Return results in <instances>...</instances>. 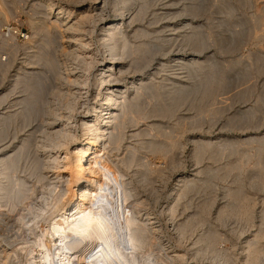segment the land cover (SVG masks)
<instances>
[{"label": "bare ground", "instance_id": "bare-ground-1", "mask_svg": "<svg viewBox=\"0 0 264 264\" xmlns=\"http://www.w3.org/2000/svg\"><path fill=\"white\" fill-rule=\"evenodd\" d=\"M173 4L171 0L163 2H158V0H64L61 4L53 3L52 0H38L30 5L31 7L39 5L42 8L40 12L35 11L39 12L38 16L33 17L34 15L30 14L29 24L33 32L38 33L43 29V33L46 35L45 41L42 42L44 44H52L51 37H48L51 34H53L52 37L57 35L58 40H56L57 38H53V40L58 43V48L54 50L56 53L53 56L49 54L46 56V54H40L34 50L36 40H27L29 46L26 47L27 50L23 51V57L18 66H16L17 64L14 66L16 68H14L11 75L13 77L10 78L8 86L16 87V84L22 81L19 94L21 93L23 98H13L15 100L8 107L11 109H3L0 112V218H2L3 225L8 224L13 220L6 214L16 213V226L20 228L22 226V229L17 227L21 231L16 228L20 232L15 231V234H10L6 241H4L5 237L0 234V264H7V262L10 264L11 258L12 260L20 258L23 264H264V243L262 244L260 241V238H263L262 231L256 232L252 240L244 241L241 252L237 253L236 251L235 253L237 245L235 242H232L231 247H222L219 243L222 241V236L214 226L210 228L207 226V229L200 226L201 222L206 219L208 210L211 209V201L210 203L209 201L200 203L193 211L194 213L179 221H174L173 214L177 206L181 205L179 199L189 188L186 187L187 189L182 190L185 187L183 186L185 180L183 181L181 176L172 188L174 191L166 194L169 196L168 198H161L153 190L149 204L153 205V208L147 207V200L138 196L137 189L132 185L131 180L125 181L126 184L121 186L125 171L119 166L117 168L111 155L124 140L126 126L137 119L144 120L150 115L163 119L171 118L174 111L173 108L163 105L159 100L153 108L144 109L145 111L132 116L135 113L134 109H139L136 107L140 104L138 99L143 94L142 87L147 86L156 92L154 80L148 77L152 75L150 69L153 68L150 67H152L154 55L163 50L164 40H161L160 43L157 42L158 44L150 42L149 39L153 35L152 32L146 30L147 26V28L137 29L134 32L143 39L140 37L141 42L133 47L127 41V28H130L137 20H145V16L149 15L150 18L147 20L149 25H155L160 19L166 20L167 26L161 27L163 28L162 32L166 33L165 36H168L165 41L176 40V36H180L181 29L178 30L177 27L179 25L187 27L189 24L175 22L171 25L170 16L174 14V11L171 13ZM195 6L193 4V6L182 7L183 9L179 10L185 11L187 14H194L197 13ZM2 18H7V11L0 12V19ZM188 34L183 36L185 47L190 46L194 51H202L206 47L205 43L208 41L204 42L196 30H192ZM138 35L136 36L138 37ZM157 37L160 39L159 35ZM50 46L52 47V45ZM15 47H17L16 44ZM58 51L64 54L65 59ZM173 55L179 56L173 58ZM173 55L165 60L167 63L162 66L164 69L167 67V70L170 71V76L167 77L170 81L166 88L168 95L172 93V90L175 92L176 88L185 84L186 79L182 81V78L179 77L180 74L185 72L187 76H183V78L190 79L189 73L197 74L198 70L202 71L206 67L204 62H194L197 60L193 59L194 55L188 53ZM11 57L8 55L7 59H11ZM1 58L0 55V85L5 78L8 79L6 76L9 75V69L13 65V60L9 67L6 64L8 60L3 63ZM32 58L35 59V64L39 60L43 63L40 64L44 71H52L50 73L54 75L52 78L54 82H51L49 92L46 91L48 88L44 84V80L41 81L43 71L41 73L40 70H32L34 68V66H30L33 63ZM127 58H129L128 61ZM36 59L38 60L36 61ZM10 62L9 60L8 63ZM190 64H194L195 69L186 72V67L189 68ZM59 69H63L65 72H60ZM137 69H144L148 75L145 73L144 75L136 74ZM215 74L209 66L201 75L202 78L199 76L200 97L205 98L212 92L214 86H211L214 78H216L215 86L220 89L223 82L221 76L226 75L214 77ZM46 75L48 76V74ZM45 77L42 78L45 79ZM148 79L151 81L148 82ZM191 85H187V87L185 85L184 90L177 92L179 94L176 98L174 96V102L178 107L184 103L190 92L196 90L197 85L193 87ZM92 86L94 88L89 89ZM8 87L0 89V104L5 101V94H1V92H4ZM6 92L10 93L7 90ZM42 96H46V98L43 97L45 99L41 102ZM43 103H48V107ZM38 112L41 113L39 117L43 116L44 118L40 121L39 130L36 129L37 132L33 130L36 132L35 134L31 131L32 128L27 129L21 134V137L19 131L22 132L26 128L25 126L32 124V120L38 117ZM16 120H20L19 124L23 127H20L21 130L17 128L19 124L16 125ZM197 122H191V127H199V122ZM174 125L173 127L178 129L180 135L182 130L179 131V128L182 125L177 121ZM167 131L164 132V134L166 133L165 137L161 134L164 138L162 140L156 137V139H145V134L139 131L132 133L131 137L136 138L135 141L142 145L145 143L150 153L165 156L166 153L169 155L170 151L179 145L177 140L180 138L179 136L175 139L170 136L172 132ZM32 137L35 138L31 139ZM30 139L34 141L32 143L34 158L31 161L27 158L31 152L29 150L31 148L29 146ZM199 141L200 139H193L190 142L194 145L191 150L192 157L197 161L202 157V154L211 149H214L215 152L216 149L220 151V148H216V144L213 146L206 140ZM258 141H261L259 142L261 145L264 143L262 138ZM131 147L135 148L133 145ZM262 148H264L263 145ZM126 150L128 151V149ZM133 155L132 153L130 156L135 157ZM25 157L30 163L26 164L25 162L24 167L21 165L23 171L20 170V173L23 174L19 175L17 172L19 169L16 168L24 162ZM130 161L127 160L124 164L129 165ZM139 166L145 168V172L142 170L143 176H146L145 179L142 178L145 182H147V178H150V175L153 177L154 174L157 175L155 177L164 181L169 178L170 174L167 175L165 168L151 166L147 160ZM139 166H137V173L141 171ZM235 166L237 164H228V172L234 170ZM134 173L136 174V172ZM114 182H118L120 185L119 188L114 187L116 191L111 187ZM255 182L257 183H253L259 184V188H261V180ZM147 183L149 184V181ZM192 185L193 188L196 187L195 184ZM144 188L146 187L144 186ZM239 192L241 193V191ZM236 194L237 196L234 198V194L229 192L228 196L232 200L230 204L224 202L220 206L215 221H220L223 217H231L250 224L253 207H250L246 202L248 196H240L242 193L239 195L238 191ZM129 195L136 197V201L130 205L131 207L126 206V199ZM2 202H5V205H2ZM156 206L157 209H155ZM5 212L6 214H4ZM12 216L14 217V215ZM46 219L49 221V225L43 229L41 225ZM261 220H263L262 225L264 226V217ZM162 225L165 226L164 230ZM25 229L28 233L33 230L31 232L34 234L31 236L32 240L28 237L30 243H25L26 237L22 236ZM238 231V235L242 236V231ZM186 241L187 245L184 246ZM32 247L37 249H32Z\"/></svg>", "mask_w": 264, "mask_h": 264}, {"label": "rangeland", "instance_id": "rangeland-1", "mask_svg": "<svg viewBox=\"0 0 264 264\" xmlns=\"http://www.w3.org/2000/svg\"><path fill=\"white\" fill-rule=\"evenodd\" d=\"M11 1L14 2V0H0V9H1L0 12L7 11V18L0 19V55L2 57L1 62L5 63L7 60L8 61L10 60L11 61L10 63H8V61L6 63L10 67L13 60V65L8 72L9 75L7 74L8 76H6L8 77V79L7 78L4 79V82L0 85V89L9 86V80L10 78L12 79L13 76L11 75L15 70L14 68H16L14 66L16 64H17L16 66H18L21 58L23 57V51L27 50L26 47L29 46L27 40L29 39L36 40L34 50H36L40 54L44 53L46 54V56H48V54L50 56H53V54L56 53L54 52V50L58 48V43L57 42L55 43V41L53 40V38L54 39L57 38L56 37L57 35L52 37L53 34H51V36H49L48 38L51 37L50 39L52 44L45 43L46 44L45 45L44 43H42L45 41V37H46L45 33H43L44 32L43 29L40 30V32L38 33H34L29 24L30 16L31 15H34L33 17L38 16L40 10L42 9L41 6L39 5H35L37 8L35 6L33 7L30 6L32 3H35V1L38 0H15L14 4ZM63 1L52 0L53 3H58V4H61ZM163 1L164 0H158V2H163ZM171 2L174 3L171 9V13L172 11H174L173 12L174 14L170 13L171 25L172 23L175 22L176 23L186 22L189 24L187 27L184 25L183 27L181 25L177 27L178 30L180 28L181 29L179 32L180 36H176L177 37L176 40L172 39L171 42L165 41V39H168V36H165L166 33L162 32L163 28L161 27L167 26L166 20L160 19V21L157 22L155 25L154 24L149 25L148 23L149 21H147L148 18H150L149 15L145 16L146 18L145 20L143 21L137 20L132 24L130 28L127 27L126 28H127V41H129L130 42L129 45H133V47L136 46L137 43L139 44L143 39V37H141L138 34H135L134 32L137 29L140 30L141 28L143 29L144 27L147 28V26L148 28L146 30H148V32L150 33L152 32L151 34L153 35L149 39L150 42L153 41L154 43L156 42V44H158L160 43L161 40H164L163 41L164 46L162 48L163 52L162 51L157 52L154 55L152 67H150L153 69H150L151 71L148 70L152 73V75H149L150 77L148 78L154 80V83L156 85L155 87L156 92H153L147 86L142 87L141 90L143 94L141 95L142 97L140 96V98L138 99V103L140 104H138V106L136 107L139 109H134L135 113H133L132 116H136L138 115V113L142 111L153 108L157 104V102L161 100L163 105L164 104L165 106L168 105L174 109V111L171 114L172 117L170 116L171 118L163 119L159 116L150 115V117L147 116V118H144V120L141 119L140 121V119H137L138 122L135 121L129 123L124 130L125 133L124 134L125 136L123 138L124 140H122L121 144L118 146L117 148L118 150L114 149L111 156L114 163L117 165V168L119 166L120 169H123L125 171V177H124L125 179L123 178L121 186L122 185L124 186L126 184L125 181L128 182L129 180H131L132 185H134L137 189L138 196L145 201L147 200V205H146L147 207L153 208V205H149L150 198L153 195V190H155L154 193L158 196L160 195L161 198L163 199L168 198L169 196L166 194L174 191L172 188L174 187V185H176L177 179H179V177L181 176L183 181L185 180L183 182V186L185 187H183L182 190L187 189L188 187L189 188L185 191V194L183 196L181 195L182 197H180L179 199L181 205L177 206V209L173 214L174 216L173 218L175 219L174 221L175 222L179 221L181 220V218H184L189 214L194 213L193 211L197 209L200 203H208L207 201H209L210 203L211 201L212 202V206L210 207L211 209L208 210L209 212L206 214L207 216H205L206 219H204V222L203 221L201 222L202 224L200 226L203 229H207L208 227L210 228L214 226V228H216L217 231L222 236V241H219L220 246L231 247L232 242L233 243L235 242L237 244L235 246V253L236 251L237 253L238 252L240 253L243 242L247 240H252L254 238V234H256V232L258 231H262L261 235H263V238L262 239L260 237L259 238L261 243L262 244L264 243V232H263L264 226L262 225L263 220H261L264 217L263 215L264 178H262L264 177V148H262V145L264 147V143H262L261 145L259 143L261 141H258L261 138L262 140H264V0H171ZM193 4L196 5L195 8L197 9H195V11H197V13L195 12L194 14H187L185 11L179 10V9H183L182 7L193 6ZM73 9H74L73 11H75V8ZM35 11H39V12H35ZM173 15L174 17L175 16L176 17L172 18ZM153 29H155L154 30L155 34H153L154 33ZM192 30H196L197 34L199 33L198 35L204 40V42H206V40L208 41V43L207 42L205 43L207 45L202 51H194L193 49L190 48V46L185 47L184 46L185 44H183L184 43L183 36L189 35L188 33H191ZM157 34L159 35L160 39L157 37L158 36ZM136 35H138V37ZM56 40H58V38ZM7 41L9 42V44ZM10 44L12 45L9 46ZM15 44L17 47H15ZM50 45H52L53 48ZM169 48L170 50L168 51ZM176 53L177 54L188 53L190 55H194L193 59H197L194 60V62L196 63L204 62V64H206V67H204L202 71L198 70L197 74L189 73L190 79L188 77L183 78V76H187V73L184 72L183 74H180L179 77L182 78V81L186 79V81L184 82L185 84L182 85L180 84L181 87L176 88L174 90L175 92H173L172 90V93L168 95L166 92V88L168 87L167 86L168 81H170L167 78L168 75L170 76V71L167 70V67H165L166 69L165 70L164 67L162 66L166 65L167 61L165 60H168L173 54ZM193 53H196L197 55ZM59 54L62 53L59 52ZM8 55H10V57L12 55L13 56L11 57V59L10 58L7 59ZM63 55L64 54H62L61 57ZM178 56L173 55L172 57L174 58ZM62 58L65 59V56H63ZM32 59L31 61L34 63L35 59L33 60ZM128 59L129 58H127V61ZM37 60L38 59H36V61ZM160 61L161 63H159ZM33 63L30 64V66H34L35 68V69L33 68L32 70L33 71L40 70L41 73L43 71L42 75L44 77L45 76L47 77V79L45 77L46 79L45 81V79L42 78L43 77L42 76L41 81L42 79L44 80V84H46L47 85L46 87L48 88V90L46 91L49 92L51 88L50 87L51 82L52 83L54 82L52 79L54 75L50 73L52 71L50 72L44 71V68L42 66L43 63L40 60L39 62L37 61L36 64ZM189 66L191 68L189 67L190 68L189 69L188 67H186L187 69L185 71L186 72H188V70H190V72L194 71L195 65L190 64ZM207 66L208 67L210 66L213 73H216L215 74L216 76L214 75V77H218L222 74L226 76L223 75L221 76L223 82L222 85L220 86V89L215 86L214 81L216 78H214L213 85L211 86V87L214 86L212 92L205 98H202L200 97L201 87L198 84H200L199 81L200 78H202L201 75L204 74V71L208 68ZM59 71L63 73L65 72L63 69H59ZM136 71H135L136 74L144 75L145 73V75H148L147 71H145L144 69H137ZM46 74H48V76ZM199 76L201 77L199 78ZM149 79L147 80L148 82L151 81ZM21 83L22 81H19L16 84L17 86L15 85L18 88V90L16 87L13 86L12 88L8 87V89H5L4 92L3 91L1 92V94L2 93L5 94L4 95L5 103L2 102V104H0V110H1L0 112H2L3 109L10 110L11 108L8 109V107L11 106L10 104H12L16 98L19 99L23 98V96L21 97L22 94L21 93L19 94V90H20L19 87ZM185 85L186 87L187 85H191L192 87L196 85L197 86H196V90L190 92L189 93L190 96L187 95L184 103L178 107V105H176L174 101L176 96L179 94L177 92L183 91L184 90L183 87ZM91 88L94 87L92 86L89 89ZM134 89L135 88H133V91H135ZM6 90L10 91V93L9 92L7 93ZM6 93L8 94V97ZM43 97L46 98V96H42V98ZM130 97H132V95H130ZM42 98H41V102L44 101L45 99ZM43 104H46L48 107V103H43ZM38 113H39L37 115L38 117L34 118L35 120L34 119L32 120L31 122L32 124H29V126L28 125L25 126L26 128H24L22 132L19 131V135L24 133L27 129H31V128H32L31 131L36 134L37 130H39L40 128V123H41L40 121L44 120L43 116H40L43 119L39 117L41 113L40 112ZM16 121H17L16 125L18 126L20 120H16ZM176 121L177 123H180V125H182L181 128H179V131L182 130L180 135L178 134V129L173 127L175 126L174 124ZM191 122H197L199 124V127L198 126L191 127L190 125ZM20 127L23 128L22 125L20 126L19 124L17 128L19 129ZM21 128L19 130H21ZM33 130H36V132ZM138 131L141 132L142 134H145L144 135L145 139H153L156 137L157 139L160 138L159 140L164 139L163 137H165L166 134V133L164 134V132L171 131L172 135L170 136L175 137V139L180 136V138L177 140V142H179V145L176 146L172 151H170L169 155L171 154V156H169L168 153H166L165 156L164 155L159 156L150 153L145 143H143L142 145L141 143H138V141L137 142L135 141L136 138L131 137L132 133L134 134ZM161 134L162 136L163 135L164 136L162 137ZM34 138L32 137L31 139ZM31 139L29 140L30 141L29 146H31V148L29 149L31 150V152H29L30 157L29 155L27 156V158H29L30 161L34 158L32 156L33 155L32 143H34V141ZM193 139L194 140L200 139L199 142H204L206 140L209 143L213 144V146L216 144L215 145L216 148H220V151L219 149H216L215 152L213 151L214 149H211L207 151V153L205 152V154H202V157L199 158L197 161L195 160L194 157H192L191 154L192 153L191 150H193L194 145L190 142ZM137 144L139 145L137 146ZM132 145L135 148L132 149L131 147ZM126 149H128V151ZM127 152L130 154H128ZM132 153L134 154L133 156L135 157L130 156L132 155ZM27 158L25 157L24 158L25 160H23L24 162L22 161L23 163H21L20 166H17L16 168L17 170L19 169L17 171L19 172V175L23 174L22 172L20 173V170L23 171V167H24L23 164L25 162L26 164L30 163V161ZM127 160L128 161L132 160L130 161L131 163L129 162L130 166L124 164L126 163ZM146 160L151 163V166H156V167L159 166L162 167L163 169L165 168V171H167V175L170 174L169 178L166 181H164L158 177H155L157 175L154 174L153 177H151L152 175H150V178L146 179L147 182L149 181V184L145 182L142 179V178L145 179L146 177L143 176L144 174L142 173V170H144L143 172H145V168L139 165L143 164ZM228 164L229 165L237 164V166H235L236 168H234V170L228 172L227 169ZM137 166L141 167L139 168L141 171H139L138 173H137L138 170ZM207 170L209 171L207 172ZM134 172H136V174ZM188 180L190 181L193 180V181L190 182ZM254 180L255 181L261 180V184H260L261 188H259V184L256 185L254 184L257 183ZM142 181H144L145 183L144 182L141 183ZM116 183L117 185H115ZM141 184L143 185L146 184L147 186L144 185L146 188H144V186ZM192 184H195L196 187L193 188ZM111 187H113L112 190L116 191L114 187L119 188L120 185H118V182H114V184L112 183ZM123 189L125 191V188ZM159 191L161 194L159 193ZM237 191L238 194L240 193L239 191H241L242 194L240 193L241 194V195L239 194L240 196H248V199L251 198L249 200L246 199L247 200L246 202L249 203L248 205H250V207H253L252 209H253L254 218L252 217V221L250 222V224L248 225L242 220L239 219L236 220L235 218H231V217L228 218L223 217V219L221 218L220 221L219 220L215 221V216L220 206L224 202L225 203L228 202L230 204V201L232 200L230 199L231 197L229 198L228 196L229 192H231V194H234L233 196L235 198L237 196L236 194ZM126 200H127L126 206L131 207L130 205L135 203L136 197L135 196L132 197V195H129L127 196ZM130 201L132 202L130 203ZM2 205H5V202H2ZM157 208L158 207L156 206L155 209ZM6 212L4 214H6ZM6 215L7 216L9 215L8 217L12 219L13 222L9 221L8 224L10 225L8 224L3 225L2 218H0L1 219L0 224L3 225V226L0 225L1 226L0 234L3 235V237H5V240L3 238L4 241L9 239L10 234H15V231L17 232L18 230L22 229V226L21 228L19 226H16V221H15L16 213L15 214L8 213ZM10 215L12 218L10 217ZM12 215H14V217ZM48 225H49V221L46 219L42 222L41 226L44 229ZM12 226H16V227H12ZM17 227L20 229H18ZM16 228L18 230H16ZM162 229L163 230L165 229L164 225H162ZM238 230L242 231V236L240 235L241 237L237 233L239 232ZM24 231L25 233L23 232L24 235L22 236L23 238L26 237V241H28V242L25 241V243H30L29 242L30 239L32 240L31 236L34 235L31 233L33 232V230H31L29 233L28 231H26V229ZM236 235H238L237 236L238 239ZM28 237L30 239H28ZM186 243L187 241L184 243V246L187 245ZM32 249H37V248L32 247ZM14 259L15 260L18 259V260L14 262L15 261ZM14 259L12 260L11 258L10 262L11 261L12 262L9 263L19 264L21 262L20 264H23L20 258H14Z\"/></svg>", "mask_w": 264, "mask_h": 264}]
</instances>
